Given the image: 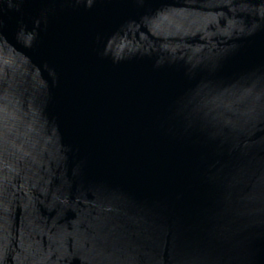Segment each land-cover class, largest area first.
I'll use <instances>...</instances> for the list:
<instances>
[{
	"label": "water",
	"instance_id": "95a60500",
	"mask_svg": "<svg viewBox=\"0 0 264 264\" xmlns=\"http://www.w3.org/2000/svg\"><path fill=\"white\" fill-rule=\"evenodd\" d=\"M0 264H264V0H0Z\"/></svg>",
	"mask_w": 264,
	"mask_h": 264
}]
</instances>
